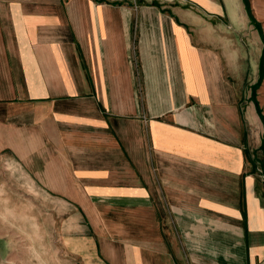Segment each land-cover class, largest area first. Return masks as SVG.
<instances>
[{
    "label": "crops",
    "instance_id": "obj_1",
    "mask_svg": "<svg viewBox=\"0 0 264 264\" xmlns=\"http://www.w3.org/2000/svg\"><path fill=\"white\" fill-rule=\"evenodd\" d=\"M4 149L61 264H264V0H0Z\"/></svg>",
    "mask_w": 264,
    "mask_h": 264
},
{
    "label": "rangeland",
    "instance_id": "obj_2",
    "mask_svg": "<svg viewBox=\"0 0 264 264\" xmlns=\"http://www.w3.org/2000/svg\"><path fill=\"white\" fill-rule=\"evenodd\" d=\"M43 163L37 153L25 159L0 151V263L61 264L68 224L76 231L79 210L52 192Z\"/></svg>",
    "mask_w": 264,
    "mask_h": 264
},
{
    "label": "built area",
    "instance_id": "obj_3",
    "mask_svg": "<svg viewBox=\"0 0 264 264\" xmlns=\"http://www.w3.org/2000/svg\"><path fill=\"white\" fill-rule=\"evenodd\" d=\"M134 2H137L138 0H133Z\"/></svg>",
    "mask_w": 264,
    "mask_h": 264
},
{
    "label": "water",
    "instance_id": "obj_4",
    "mask_svg": "<svg viewBox=\"0 0 264 264\" xmlns=\"http://www.w3.org/2000/svg\"><path fill=\"white\" fill-rule=\"evenodd\" d=\"M1 264V263H0Z\"/></svg>",
    "mask_w": 264,
    "mask_h": 264
}]
</instances>
